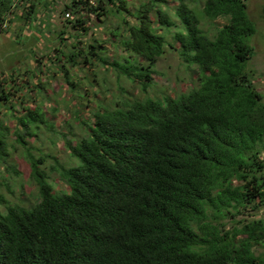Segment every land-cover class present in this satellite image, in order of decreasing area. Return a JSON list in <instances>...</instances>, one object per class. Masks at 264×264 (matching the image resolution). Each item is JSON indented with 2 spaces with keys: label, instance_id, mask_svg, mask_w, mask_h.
Here are the masks:
<instances>
[{
  "label": "trees",
  "instance_id": "16d2710c",
  "mask_svg": "<svg viewBox=\"0 0 264 264\" xmlns=\"http://www.w3.org/2000/svg\"><path fill=\"white\" fill-rule=\"evenodd\" d=\"M98 1L91 8L98 16L107 11L106 2L116 12L127 10L126 0ZM248 1L205 0L198 12L179 0V46L167 44L151 19L158 10L159 25L176 26L158 8L164 0L130 13L135 24L123 18L128 38L121 45L144 62H115L119 76L147 93L168 45L197 67L198 85L177 97L129 98L117 109L81 116L84 137L75 145L66 142L76 164L51 168L67 190L55 191L40 168L47 156L36 159L28 149L39 196L30 207L0 212V264H264L256 251L264 246V219L237 220L264 206V96L247 71L255 53L250 38L258 31ZM18 3L0 0L1 30L18 13ZM81 5L71 9L74 18L88 11L86 2ZM203 18L227 22L211 39L200 26ZM69 21L85 28L81 17ZM96 50L91 46L90 54ZM81 56L64 57L75 65ZM64 78L74 87L68 71ZM11 94L2 89L0 99ZM27 111L16 132L22 145L37 135L31 128L24 132L26 120L44 116L38 107ZM229 218L236 224L231 229Z\"/></svg>",
  "mask_w": 264,
  "mask_h": 264
},
{
  "label": "rangeland",
  "instance_id": "374dc122",
  "mask_svg": "<svg viewBox=\"0 0 264 264\" xmlns=\"http://www.w3.org/2000/svg\"><path fill=\"white\" fill-rule=\"evenodd\" d=\"M148 1L126 0L125 12H116L113 4L106 2L104 7L107 11L100 16L91 9L98 7L100 1L97 6L87 2L88 11L81 9L82 15L78 12L73 18L72 11H69L72 13L69 20L81 17L85 28L73 27V30L61 35L52 28L43 30L38 23L42 21L40 16L33 15L30 22L24 25L18 17L23 13H15L10 17L11 22L8 20L2 25L7 31L0 29V93L5 89L12 94L8 95L7 100L0 99V212H6L10 205L27 208L37 202L38 186L32 178L28 149L36 159L47 156L40 168L48 174L55 191L67 190L66 182L51 168L59 165L70 168L76 164L66 142L68 140L75 145L78 139L84 137L86 128H82L81 116L90 117L93 110L105 106L117 109L122 106L123 100L129 98L158 100L166 95L177 97L197 87V67L185 64L179 53L168 45L155 65L153 85L147 93L133 80L119 76L113 67L115 62L124 63L126 58H137L138 63L144 62L142 57L130 54L121 41L128 38V28L123 18H128L129 24H135L130 13L134 14L139 6ZM164 1L158 3V8L166 12L179 27L159 25L158 10L152 13L151 19L167 44L177 45L174 35L183 29L175 12L179 0ZM204 1L186 0V4L199 12ZM28 14H25V18ZM248 15L258 31L250 38L255 53L247 64V71L253 75L255 87L264 96V0H249ZM226 22V18L213 21L203 18L200 26L213 39L219 27ZM91 46L97 49L95 56L90 54ZM78 51L83 56L76 59L77 64L66 61V54ZM38 58L41 59L37 64L35 60ZM65 71L69 72L74 87L67 84ZM37 107L42 109L43 121L26 120L24 132L31 128L37 135L26 139V145H22L16 141L19 119L28 114L27 108L34 110ZM77 111H81L82 115L76 116ZM37 123L44 125L38 129ZM256 217L264 219V206L256 212L246 211L237 220L250 221ZM225 223L227 229L236 225L232 218L225 220ZM256 251L264 256V246H258Z\"/></svg>",
  "mask_w": 264,
  "mask_h": 264
},
{
  "label": "crops",
  "instance_id": "0c3cea01",
  "mask_svg": "<svg viewBox=\"0 0 264 264\" xmlns=\"http://www.w3.org/2000/svg\"><path fill=\"white\" fill-rule=\"evenodd\" d=\"M21 1L23 0H20L17 6L18 14L26 13L27 9H30L31 12V15H28L29 20L25 18L23 14L22 16H18L20 20L23 21L24 25L30 22V19L33 15L38 17L40 16L42 17V21L38 23H40V25L42 26L41 28L43 30L46 28L58 30V35L64 34L65 32L68 33L73 30V26L70 23L71 21H69V19H66L64 15L66 12L71 11L72 8L75 7L78 9V7L81 6L80 4L74 3L71 0H65L64 3L61 0H25L24 3ZM47 5L48 7L44 9V7H46Z\"/></svg>",
  "mask_w": 264,
  "mask_h": 264
},
{
  "label": "built area",
  "instance_id": "2783aa9c",
  "mask_svg": "<svg viewBox=\"0 0 264 264\" xmlns=\"http://www.w3.org/2000/svg\"><path fill=\"white\" fill-rule=\"evenodd\" d=\"M72 2H74V1H77V2H88L91 6H97L96 4H97V2H98V0H71ZM79 3V4H80ZM82 4V3H81ZM80 4V5H81ZM80 7H82V5L80 6ZM72 17V13L71 12H66L65 13V18L66 19H69V18H71Z\"/></svg>",
  "mask_w": 264,
  "mask_h": 264
}]
</instances>
